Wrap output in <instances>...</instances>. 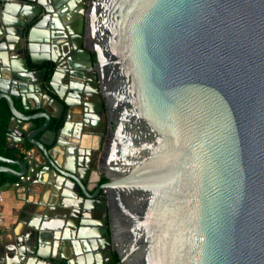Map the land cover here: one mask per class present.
<instances>
[{
    "label": "water",
    "instance_id": "obj_1",
    "mask_svg": "<svg viewBox=\"0 0 264 264\" xmlns=\"http://www.w3.org/2000/svg\"><path fill=\"white\" fill-rule=\"evenodd\" d=\"M87 4L89 74L47 54L57 0H0V171L56 177L68 197L57 226L14 237L12 264H264V0ZM104 100L92 168L67 136L86 150Z\"/></svg>",
    "mask_w": 264,
    "mask_h": 264
},
{
    "label": "crops",
    "instance_id": "obj_2",
    "mask_svg": "<svg viewBox=\"0 0 264 264\" xmlns=\"http://www.w3.org/2000/svg\"><path fill=\"white\" fill-rule=\"evenodd\" d=\"M14 102L18 109H22V103L19 98H14ZM80 121V115H75L72 122L73 128ZM88 126L89 124L84 127L82 132H80L81 134H78L80 136L79 140L86 144V150H84L82 144L77 145V139L75 137H71L70 135L67 136L68 143L74 146L75 158L81 162L90 160L91 150L96 148L98 143L96 136ZM0 155L7 157L12 156L11 152L5 148V141L0 150ZM4 164L5 163L0 161V165ZM7 165L17 168L16 164ZM3 173L5 181L0 185V191L2 192V199L0 200V215L2 218V223L0 224V264H12L15 257L12 253V247H15L13 240L14 237L30 232L31 230L35 231L36 228L32 225L30 226V223L37 226L38 229L43 227L48 228V231V224H52L51 226H57L56 224L59 221L58 216L62 215V206L59 203L62 200L64 201L65 199H68V197H61V187L59 186L56 177L47 178L46 175H43L40 180L30 183L25 182L20 187H14L12 182L16 177L6 172ZM102 177H104L103 174L101 175V178ZM64 189L66 190V188ZM54 232L56 233V231ZM73 236V238H75V235ZM101 238L104 237L101 236ZM75 241L79 246L81 240ZM68 243L69 244L66 248L72 252L74 245L71 241ZM61 247L62 249H65L63 245ZM47 250L53 255L59 254L60 242L53 240V244H51ZM98 256L100 257L98 259L99 261L101 260L102 262H105L107 260L102 248H98Z\"/></svg>",
    "mask_w": 264,
    "mask_h": 264
},
{
    "label": "flooded vegetation",
    "instance_id": "obj_3",
    "mask_svg": "<svg viewBox=\"0 0 264 264\" xmlns=\"http://www.w3.org/2000/svg\"><path fill=\"white\" fill-rule=\"evenodd\" d=\"M70 1L71 0H57V9L61 11L57 15L58 18H60V21L56 23L58 24V27L55 32L57 34L56 40L60 41L61 43L57 45L60 48H57V46L53 47L54 45L50 44L51 49L47 52V54L58 57L61 61L62 69L64 68L66 70L70 69L81 71L89 74L93 70L92 68L95 69L96 54L95 51L89 47L86 37L85 15L86 10L88 9L87 0H76L75 5H71ZM65 18L67 19L64 21ZM80 19L81 22L79 23ZM41 67L48 68L49 63H45ZM106 108L107 103L106 100H104V109L106 110ZM107 114V110L105 113H102L96 107L95 109L93 108L90 113V117L88 118L90 122L88 128H91L90 130L92 131V133H94L96 139L98 141L100 140L101 143L108 135V127L104 131V122L107 121V126L108 124H110L107 119ZM90 154V159L92 158L91 164L93 168L97 164V158L99 155L98 148L96 147L91 150Z\"/></svg>",
    "mask_w": 264,
    "mask_h": 264
},
{
    "label": "trees",
    "instance_id": "obj_4",
    "mask_svg": "<svg viewBox=\"0 0 264 264\" xmlns=\"http://www.w3.org/2000/svg\"><path fill=\"white\" fill-rule=\"evenodd\" d=\"M42 65H38V67H41ZM10 116V111L7 106V103L4 99L0 100V150L2 149V146L4 145V138L6 133V126L7 121ZM4 173L0 172V185L5 181L3 177ZM106 181L105 177L101 178V182ZM113 259L115 262H118V256L116 252H113Z\"/></svg>",
    "mask_w": 264,
    "mask_h": 264
},
{
    "label": "built area",
    "instance_id": "obj_5",
    "mask_svg": "<svg viewBox=\"0 0 264 264\" xmlns=\"http://www.w3.org/2000/svg\"><path fill=\"white\" fill-rule=\"evenodd\" d=\"M31 179V176L29 174H21L15 178V180L12 182V185L14 187H20L23 183L29 181ZM2 199V192L0 191V200ZM2 223V218L0 215V224Z\"/></svg>",
    "mask_w": 264,
    "mask_h": 264
}]
</instances>
